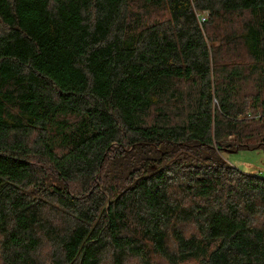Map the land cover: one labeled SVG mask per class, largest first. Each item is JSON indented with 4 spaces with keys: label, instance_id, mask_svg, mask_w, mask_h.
I'll use <instances>...</instances> for the list:
<instances>
[{
    "label": "trees",
    "instance_id": "trees-1",
    "mask_svg": "<svg viewBox=\"0 0 264 264\" xmlns=\"http://www.w3.org/2000/svg\"><path fill=\"white\" fill-rule=\"evenodd\" d=\"M240 149L264 0H0V264H264Z\"/></svg>",
    "mask_w": 264,
    "mask_h": 264
},
{
    "label": "rangeland",
    "instance_id": "rangeland-1",
    "mask_svg": "<svg viewBox=\"0 0 264 264\" xmlns=\"http://www.w3.org/2000/svg\"><path fill=\"white\" fill-rule=\"evenodd\" d=\"M222 156L231 165L248 173H258L264 176V152L259 149H240L222 153ZM107 264V263H103ZM127 264H140L138 261L130 260Z\"/></svg>",
    "mask_w": 264,
    "mask_h": 264
},
{
    "label": "built area",
    "instance_id": "built-area-1",
    "mask_svg": "<svg viewBox=\"0 0 264 264\" xmlns=\"http://www.w3.org/2000/svg\"><path fill=\"white\" fill-rule=\"evenodd\" d=\"M198 16H199V17H198L199 22H202V21L206 18V13H204V14H199ZM254 173H255V172H254ZM255 174H258V173H255Z\"/></svg>",
    "mask_w": 264,
    "mask_h": 264
}]
</instances>
